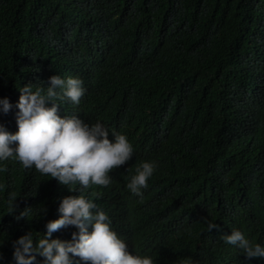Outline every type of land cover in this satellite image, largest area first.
I'll return each mask as SVG.
<instances>
[{
  "label": "trees",
  "instance_id": "obj_1",
  "mask_svg": "<svg viewBox=\"0 0 264 264\" xmlns=\"http://www.w3.org/2000/svg\"><path fill=\"white\" fill-rule=\"evenodd\" d=\"M55 75L85 89L79 105L53 101L61 118L100 122L113 142L125 135L133 156L109 186L88 189L0 161V264H16L14 242L43 238L62 200L79 195L108 215L130 254L155 264H264L222 239L239 230L264 247V0H0L7 132L18 131L20 89L46 96ZM145 161L157 167L141 201L127 184Z\"/></svg>",
  "mask_w": 264,
  "mask_h": 264
},
{
  "label": "clouds",
  "instance_id": "obj_2",
  "mask_svg": "<svg viewBox=\"0 0 264 264\" xmlns=\"http://www.w3.org/2000/svg\"><path fill=\"white\" fill-rule=\"evenodd\" d=\"M49 83L46 96L42 95V88L33 92L31 83L20 89L16 105L18 131L10 134L0 125V161L12 158L23 168L34 167L41 175L51 176L63 186L77 183L82 189L109 186L112 183L109 173L132 159V144L123 134L113 133L114 142L109 140V132L100 122L89 125L75 115L61 118L60 107L53 101L67 99L79 105L85 94L81 79L64 80L55 75ZM48 103L52 106L47 107ZM11 108L7 98L0 99V112L7 114ZM156 167L152 161L140 163L127 184V189L141 201L142 189H147ZM16 200V194L10 193V213L16 211ZM58 211L60 218L46 224L43 238L34 242L29 232L14 242L16 264H36L37 256L44 258V264H74V257L84 264H155L151 256L130 254L126 242L111 229L108 215L84 195L65 197ZM27 215L25 209L16 219H25ZM70 226L78 230L72 233L71 241L52 239L54 232ZM207 228L210 232L219 230L211 222ZM222 239L225 244L238 247L249 259L264 258V247L239 230Z\"/></svg>",
  "mask_w": 264,
  "mask_h": 264
}]
</instances>
